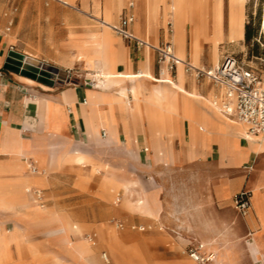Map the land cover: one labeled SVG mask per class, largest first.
<instances>
[{"label":"crops","instance_id":"0c3cea01","mask_svg":"<svg viewBox=\"0 0 264 264\" xmlns=\"http://www.w3.org/2000/svg\"><path fill=\"white\" fill-rule=\"evenodd\" d=\"M26 1L0 11V264H198L171 234L107 225L117 194L133 189L145 210L123 207L146 214L141 225H189L190 249L204 245L212 264H264V139L215 108L223 89L183 66L167 72L154 49L170 42L179 58L217 69L226 45L246 38L248 0ZM128 16L151 47L112 33ZM12 51L86 74L46 86L5 70ZM243 191L246 217L234 208ZM171 202L197 210L166 218Z\"/></svg>","mask_w":264,"mask_h":264},{"label":"built area","instance_id":"2783aa9c","mask_svg":"<svg viewBox=\"0 0 264 264\" xmlns=\"http://www.w3.org/2000/svg\"><path fill=\"white\" fill-rule=\"evenodd\" d=\"M133 22V17H124L119 25L113 26V31L129 43H135L137 47H151L149 43L137 38L129 30ZM169 28L170 32H172L171 24H169ZM154 49L158 55V64L165 66L167 72L174 73L179 66H183L187 74H192L199 79L206 78L216 87L223 89L225 100L222 102L214 101L213 105L215 108L230 120L246 125L251 136H261L264 139V85L257 72L244 68L232 56H227L217 69L205 70L196 67L190 62L179 58L170 42ZM160 73L162 75L164 71ZM161 81L171 83L169 80ZM96 85L95 81L86 83V86L90 88ZM103 135L105 136V133ZM32 172L36 173L37 169L32 168ZM251 207L250 192L243 191L235 196L234 208L240 216H248ZM118 225L122 227L121 224ZM201 249H203L202 245H199L198 248L190 249V258L198 264H212L214 255L204 256L200 252ZM103 259L105 262L110 263L109 256L106 253L103 254Z\"/></svg>","mask_w":264,"mask_h":264},{"label":"rangeland","instance_id":"374dc122","mask_svg":"<svg viewBox=\"0 0 264 264\" xmlns=\"http://www.w3.org/2000/svg\"><path fill=\"white\" fill-rule=\"evenodd\" d=\"M26 0H0V11L2 10L4 14L10 15L17 11V9L21 8L20 4L25 3ZM33 6L36 7V4L38 3V0H28ZM81 1V0H80ZM27 2V1H26ZM54 2L59 5L61 8H66V9H71L73 8L68 7L56 0H43L44 5ZM79 5V3H78ZM80 8L82 6L80 5ZM75 10V9H74ZM84 11V10H83ZM88 15H93L92 12L86 11ZM263 20H264V0H248L247 1V10H246V15H245V25H246V35L248 34L249 38H245L241 42H235V43H230L229 46L226 45L227 47V52L225 56L229 55L232 57H235L241 65L246 68V69H251L254 70L259 74L261 77V80L264 85V30L262 28L263 25ZM94 22V21H93ZM112 33L115 36H118L114 31ZM49 65V64H46ZM53 66L59 70L64 71V67L67 65L65 64H59L58 66L54 65H49ZM85 68L81 66H76L74 70L72 71V74H69L70 83H78L82 81V78L85 77ZM59 82H64V81H59ZM125 194L123 192L118 193L115 202H117L120 211L118 216L114 219L111 220V222L107 223L108 226L114 228L116 231L120 233H125V232H140L139 228L145 227L147 233H152L156 231H160L166 234H171L177 242H180L184 244V254L185 257L189 260H192L190 258V247L191 243L188 241V237L185 235L186 232H188V228L190 227L189 225H183V224H178V225H171L167 228L157 225H141L139 222L142 219L147 218L146 214L142 213L141 210L138 208L136 211H133L132 214H130L123 206L125 203L128 204H134L135 206H140V203L143 201L142 198H139V193L136 191V189H133L131 192H129L125 198ZM118 200H120L118 202ZM147 202V201H146ZM171 206L167 208L166 210V218H171L173 219L177 213L179 217H190V212H196V208H175L174 203H170ZM193 216V215H191ZM127 217H130L133 219L134 222L129 223L127 221ZM177 218V217H176ZM109 221V220H108ZM116 223H122L124 227L122 229H118L116 226ZM133 227H136V229H132ZM187 230V231H186ZM94 232V231H93ZM97 233V232H96ZM90 234V233H88ZM196 242H193L195 244ZM204 246V245H203ZM103 251H107L110 254V251L108 249H102L100 251V255ZM112 258V256H111ZM113 262L114 261V258ZM173 257L167 256L166 260H173Z\"/></svg>","mask_w":264,"mask_h":264},{"label":"water","instance_id":"95a60500","mask_svg":"<svg viewBox=\"0 0 264 264\" xmlns=\"http://www.w3.org/2000/svg\"><path fill=\"white\" fill-rule=\"evenodd\" d=\"M4 68L9 72L50 87H53L58 80L66 81L69 79V72L27 58L14 51L10 52Z\"/></svg>","mask_w":264,"mask_h":264},{"label":"bare ground","instance_id":"6f19581e","mask_svg":"<svg viewBox=\"0 0 264 264\" xmlns=\"http://www.w3.org/2000/svg\"><path fill=\"white\" fill-rule=\"evenodd\" d=\"M105 2H106V1H105ZM105 2H104V3H105ZM97 3H98V2H97ZM119 5H120V4H119ZM120 8H121V7H120ZM121 9H122V8H121ZM104 17H105V16H104ZM108 17H109V15H108ZM111 17H112V15H111ZM105 19H106V18H105ZM109 19H110V18H109ZM262 23H263L262 28H263V30H264V20H263ZM101 27H102V26H101ZM89 48H90V47H89ZM91 48H92V47H91ZM111 56H112V54H111ZM84 58H85V60H86L87 63H90V62H91V58H88V57H83V56H81L79 59L82 60V59H84ZM197 63H198V62H197ZM101 75L104 76V74H101ZM111 75H112V74H111ZM99 79H100V78H99ZM98 81H99V80H98ZM107 83H108V82H107ZM109 84H110V83H109ZM246 136H251V135L247 132ZM145 204H146V202L141 203V205H140V206H141V207H140L141 210H145V208H144V207H145ZM10 207H11V206H10ZM78 227H79V226H73V228H75V229H78Z\"/></svg>","mask_w":264,"mask_h":264},{"label":"trees","instance_id":"16d2710c","mask_svg":"<svg viewBox=\"0 0 264 264\" xmlns=\"http://www.w3.org/2000/svg\"><path fill=\"white\" fill-rule=\"evenodd\" d=\"M246 38H247V39L249 38L248 34L246 35Z\"/></svg>","mask_w":264,"mask_h":264}]
</instances>
